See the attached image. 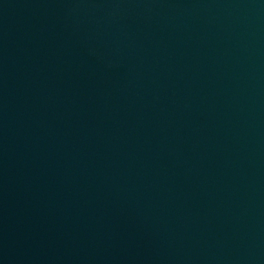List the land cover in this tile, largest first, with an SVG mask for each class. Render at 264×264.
Segmentation results:
<instances>
[{
	"label": "water",
	"instance_id": "obj_1",
	"mask_svg": "<svg viewBox=\"0 0 264 264\" xmlns=\"http://www.w3.org/2000/svg\"><path fill=\"white\" fill-rule=\"evenodd\" d=\"M0 264H264V0H0Z\"/></svg>",
	"mask_w": 264,
	"mask_h": 264
}]
</instances>
